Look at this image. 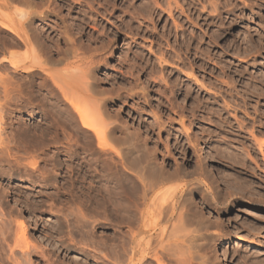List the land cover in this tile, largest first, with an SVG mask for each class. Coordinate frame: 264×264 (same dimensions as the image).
<instances>
[{
	"label": "rangeland",
	"instance_id": "rangeland-1",
	"mask_svg": "<svg viewBox=\"0 0 264 264\" xmlns=\"http://www.w3.org/2000/svg\"><path fill=\"white\" fill-rule=\"evenodd\" d=\"M21 1L8 0L1 15L31 13L33 31L50 50L45 57L27 52L0 26V81L15 71L1 65L10 52L56 60L61 57L57 50L72 44L68 63L49 72L68 69L80 91V106L95 111L102 107L101 128L113 150L95 153L87 137L73 132L63 118L57 133L50 129L51 118L45 117L51 106L43 100L46 91L38 90L43 73L13 75L17 83L29 80L19 83L32 85L29 90L35 89L40 98L33 110L10 108L12 119L0 88V225L11 221L15 244L23 222L30 244L42 249H17L15 258L22 264H110L121 230V179L131 184L146 172L154 177L158 171L180 170V177L147 193V200L136 194L141 210L135 207L134 217L141 218L132 230L138 231L141 219L156 218L160 207L169 209L183 187L181 201L186 204L182 202L172 222H162L153 244L159 234L168 245L170 233L181 239L193 229L179 222L178 214H199L209 226L199 231L194 227L184 237L186 245L189 240L197 244L195 264H264V0ZM83 72L87 78L91 73L103 96L83 92ZM26 131L43 140L22 139ZM53 138L59 143H48ZM211 165L232 191L209 178ZM206 187L219 197L217 202L206 195ZM186 245L181 249H188Z\"/></svg>",
	"mask_w": 264,
	"mask_h": 264
},
{
	"label": "bare ground",
	"instance_id": "bare-ground-1",
	"mask_svg": "<svg viewBox=\"0 0 264 264\" xmlns=\"http://www.w3.org/2000/svg\"><path fill=\"white\" fill-rule=\"evenodd\" d=\"M7 1L6 2H3V0H0V9L1 8H5V7H7L9 5ZM24 2H22V3H24ZM28 3L30 5V2H28ZM30 8H31V6H30ZM30 14L31 13H28V12H19V11H16L11 16H8L7 15L6 17H4L0 13V26L2 27L3 30L7 31L8 33H10L14 37H16V39L19 40L20 46L21 45L24 46L26 48L27 52L29 51V52H32L34 54L37 53L36 55H38L39 54L38 52H40V53H42V55H44V54L46 55L48 53V50H50V49L47 48V46H44L43 45L44 43L41 42V40H42L41 36H39V34H36L37 32H34L33 31L32 27H31V24H30V21H29L30 16H31ZM64 30L62 29L63 32H64ZM62 35H64V33ZM66 40L68 41V39H66ZM72 43H74V42H72ZM80 43H82V42H80ZM11 44H10V46H12ZM19 44H17V45L19 46ZM77 45H79V44H77ZM77 47L79 48V46H77ZM80 47H81V45H80ZM66 48L67 49L61 50V51H58L57 50L58 55H60L61 57L58 56L59 58L58 59L55 58L56 60H51L52 58L51 59L47 58V60L44 58L45 60H41L40 57H42V55H39L38 58H37V56L36 57L34 56L33 59H30L27 56V54L26 55L24 54L25 55V56H23L24 58L23 57L20 58L22 55L20 57H17V56L14 55V51H13V54H12V52H10L11 53V54H9L10 57L9 58H6L4 61H2V64L1 65L5 67L4 69H6V67L9 66L13 70H15L14 71L15 73L13 72V75L14 76L20 75L21 78H23L25 76V75L24 76H22V75H23V73H26V72L29 73L32 77L35 76V74L38 73V72L43 73L45 75V78L43 77L44 80H43L42 83H40L41 85L39 84L40 85V88L38 90H40V91H46L47 96H45L43 100L47 99L48 101L47 102L45 101L47 103L46 105H50L51 106V109L50 108H49L50 110L48 109L49 111L46 110L48 112V114L45 117L47 119L48 118H51V120H52V121L50 120V122L52 123V124H50L51 125L50 126V129L56 131V133H57L59 131V128H58L59 126H57V125L61 123V122H59V119L60 118H63V122L65 124L71 126V128H72L71 130H73V132L76 131V132L82 134L83 136L87 137V139H88L87 140V142H88L87 144L89 145L90 149H93V151L95 153H98V154H101L102 155L103 153H106V151H108V150H110V151L113 150L107 144V139L106 138H107V135H109L108 132L106 130H103L105 128H101V127H103V125H102L103 124V121H102V113L100 111V109L102 107L99 108V110L95 111L93 109H91V110L89 109L88 110L87 108L85 109L84 107L82 108L80 106L81 104H80V102L78 100L79 99L78 98V95H80L79 94L80 91L78 89H76L75 84H74L76 82H73L72 81L73 80V77L72 78L69 77V76H72L71 75L72 72H69V74H68L69 76H67L66 73H68V69H67V72L65 71V73H60V74L58 73L57 75L56 74H51L49 72L50 69L58 68V67H61V66L66 65V63H68L67 60H69L71 58V55H72L71 53L74 51L75 46L73 48L72 47V44H71V46L68 45V46H66ZM62 49H64V48H62ZM8 50H9V48H8ZM8 50H6V51H8ZM21 50H23V49H21ZM78 51L79 50H77L75 53L77 54ZM93 52H95V51H92V53ZM76 54H75V57H76ZM45 55H44V57H45ZM68 57H70V58H68ZM69 65H71V64L69 63ZM83 68H85V67L83 66ZM83 70H85V69H83ZM16 72H19V74L16 73ZM53 72H55V71H53ZM56 73H57V71H56ZM85 73H88V72H83L82 73L83 74V77H84V74ZM43 74H42V76H43ZM13 75H12V77L11 76L8 77V78L6 77L7 79L4 77L5 80H3V81H2V78H1V81H0V88H3V91H2L3 93L0 92L1 94H3V100H2L3 101V106H6L8 108V112H9V115H10V119H12L11 118L12 117L11 116V113H13V111L10 110V108L12 109V107H17L19 105H22L24 107H27L28 110H33L32 105L35 102L36 98L38 97V95H35L36 92L34 93V90L35 89L33 91L32 90L31 91L29 90L30 87H32V85H30V87H27L28 85L26 87H24L25 84L23 85V84H20L19 83V82L25 81L24 80L25 78L21 81L17 77V79L19 80L18 83H17L16 80L14 79L15 77ZM87 75H89V74H87ZM75 80L76 79H74V81ZM28 81L26 82L27 84H28ZM81 82L85 84V85L83 84V86H81V87L86 86L85 87V91L83 90L84 88H82L81 90H83V92H85V94L87 92V95L88 96H93V95L100 96L101 94H102L101 96H103V93L104 92L102 91V93H101L100 92L101 90H98L97 89V87H96V79L94 77H92L91 73L88 76V78L85 76L84 77V81L81 80ZM77 87H78V85H77ZM0 91H1V89H0ZM79 97H81V96H79ZM38 98H40V96ZM41 99H40V101H41ZM89 99H91V98H89ZM38 101L36 100L37 103H39ZM92 101H93V99H92ZM45 102L43 103V101H42L43 105H45ZM95 102H97V101H95ZM42 103L40 104L41 106H42ZM99 104H101V103H99ZM0 105H1V103H0ZM103 114H104V112H103ZM104 120H105V118H104ZM112 123H114V122H112ZM9 125H12V121L9 122ZM64 127H65V125H64ZM106 127H107V125H106ZM115 127H113L112 129L114 130ZM48 128H49V124H48ZM27 132L28 131H26L25 133L23 132L24 133L23 134L24 137H22V139L25 138L26 141L32 139V141H33V139L36 138V137H32L31 135L29 136ZM65 133L66 132H64L62 134H65ZM37 138H39V136ZM37 138L35 139V143L37 142L36 140H40V138H42V137H40L39 139H37ZM41 140H43V138ZM44 141H45V139H44ZM47 141H48V143H56V144L59 143V140L56 139V138H53V139H50V140H47ZM1 145L2 144H0V146ZM44 145H45V143H44ZM44 145L42 144V146H44ZM48 146H50V145L48 144ZM60 149H61V146H58L57 145L58 152H60ZM146 164L148 165V163H146ZM123 165H122V167H123ZM148 169H146V170H148ZM150 170H153V169L151 168ZM143 171L140 172V173H144ZM114 172L115 171H113V173ZM148 173H150V171ZM156 174H158V175H156ZM156 174L153 173V175H155L153 177L152 174H149V176H148V174L146 172V175L147 176L146 175L144 176L142 174L143 176L142 177H139L140 180L138 179L137 180L138 182L136 180L135 181L132 180L133 181L132 182L131 179L126 176V178H129L130 179V182H132V183L129 184L127 182V180L124 178L125 180L124 179H121V182L119 183L120 185L118 184L119 190H120L119 191V195H118V198L120 199V201H119V203H120L119 204L120 205V207H119L120 208V211L119 212L121 214V219H122L121 220V225H120L121 226L120 227L121 230L119 232L120 233L119 234V239L117 240L118 245L116 244V247L117 248L111 250V254H110L111 255V257H110L111 260L108 261V263H110V264H195V263H197V260L194 263V259H195L196 255H198L197 252L199 251V250L197 251V246H196L197 244L194 242L196 244L195 245L191 240L188 239L189 241L187 242L188 244L186 245V241L184 240V237L187 238V234L186 233H189V232L192 233L193 232L192 230H194V227H196L197 230L199 231V230H203L204 228H206V227L209 226V224L208 225H205L202 222L203 219L202 220L200 219L202 217L199 218V216H198L199 214L196 215V216H194V214H193V217L192 216L191 217L190 216H186L187 214L186 215L185 214H181V213L178 214L179 217L177 216L176 219H178L179 222H182V223H184V224H186L188 226L193 227V229L192 230L190 229V231L188 230L189 232H185L186 236L183 233L184 236L181 239H179V238L173 239V237L171 236V233H170V235L168 233L169 238H172V239L169 240V242H167V243H169L168 245H165L163 243V239L161 238L162 236H160V234H159V237L156 236L158 238H155V242L153 244V240H154L153 239V236H154V233L159 228L162 227L161 224H162L163 221H165V223L172 222L171 220L175 217L176 212L179 209V206L182 204L183 200L181 201V197H182V195H183V193L185 191V189L183 187L178 191L177 195L173 199V203L169 206L170 208L168 207L169 208V209H167L168 211L166 210V208L160 207L159 211L157 212L156 218L155 217L153 218V216H151L150 218H148V220L147 219L146 220L141 219V221H140V219H139L140 224H138L139 225V227L137 228L138 231L136 230L134 232L133 231L134 229L132 230V228H135L134 226H135L136 219L141 218V217L136 218L137 217L136 210L139 209V206L137 208L136 205L139 202V200H141L143 198L145 200H147L148 199L147 198V195L149 193H151V192H153V194H154V191H155L154 189L155 188H158V186L160 184H163L166 181H169L171 179L180 177V170L179 171H175L174 173H170V174H168L167 172L166 173H164V172L162 173V172L158 171V173H156ZM208 175H209V178L210 179L212 178V180L213 179L216 180V182L220 186L224 187L225 190H231L232 191V186L225 179V177L223 175H221L216 170V168L213 165H211L209 167V169H208ZM128 176H130V175L128 174ZM139 176H140V174H139ZM135 178H137V176ZM204 186H206V184H204ZM206 188H207L206 189V192H207L206 195L212 201H214V202L216 201L217 202V199L219 197H216V195L214 194V192L211 191L208 187H206ZM1 192H2V190L0 188V198L2 199V195L3 194ZM139 192L142 193V195H140ZM136 194L140 195V199L137 201V203L135 202V198L138 197V195H136ZM133 195H134V200H133ZM172 195H173V193H172ZM156 198H157V196H156ZM169 198H170V196H169ZM144 199L142 201H144ZM136 200H137V198H136ZM156 201H157V199H156ZM168 201H169V199H168ZM185 201H187V200H185ZM183 203L186 204V202H183ZM156 204H158V203H156ZM142 205H144L143 202H142L141 206ZM190 205H188V206H190ZM185 206H187V205H185ZM135 207H136V210H135ZM261 207H262L261 204H259L257 206V208H255V209H260ZM154 209H153V212L155 211ZM139 210H141V208ZM139 210H138V212L140 213ZM144 211L145 210H143V212ZM179 211L182 212L183 209H182V211L181 210H179ZM218 211L219 210H217L215 212V215H219ZM134 216H136V217H134ZM176 219H174V220H176ZM146 221L148 223L147 225H146ZM10 222H1V225H0V261L3 264H22L21 262H19L18 259L15 258V256L17 255V252H20L21 250L23 252H25V251L26 252H30L31 251V248H34L33 250H35V252H39L40 253L42 249L40 251H37L38 250L36 248L37 246L35 247V244H32V245L30 244V242H29L30 239H28V235H27V232H26L27 230H26L25 225H24L23 222H21V223L18 224V226H19V229H18L19 232L17 231L18 232L17 233L18 238H16V240L14 242L15 244H13L12 242L14 241V239L12 237V234L13 233L11 231V223ZM174 224L176 225L175 222H174ZM184 224H182L181 226H182V228H184L186 230V228L183 227ZM132 225H134V226L131 228ZM175 225H173V227ZM177 226H178V228H176ZM210 226H211V224H210ZM126 227L128 228L127 230H125ZM176 227H174V229L176 228L177 231H180V229H179L180 228V225H176ZM182 228H181V230H182ZM163 229H161V230H163ZM185 230H183V231H185ZM197 230L195 229V231H197ZM175 233L176 232H174V234ZM162 234H163V232H162ZM194 234H195V232H194ZM156 235H158V232H157ZM197 236L195 237L196 238L195 240H198L197 239ZM192 239L194 240L193 237H192ZM166 240H168V238ZM200 242H201V240H200ZM21 244H23L24 246L23 245L21 246ZM184 245H186V247L188 249H183V248H185ZM204 245H206V244H204ZM181 247H183V248L181 249ZM17 249H19L20 251H17ZM184 250H186V252ZM193 253L194 254L196 253V255L194 256ZM42 254H44V253H42ZM200 255H203V254H200V252H199V256ZM45 256H44L43 260L44 259L46 260V257ZM199 256L197 257L198 259H199ZM23 257H26V254L23 255ZM41 257H43V255H41ZM205 257H204V259H205ZM200 258H201V256H200ZM26 260H27V258H26ZM27 261H29V260H27ZM203 264H205V263H203ZM206 264H208V263H206Z\"/></svg>",
	"mask_w": 264,
	"mask_h": 264
}]
</instances>
